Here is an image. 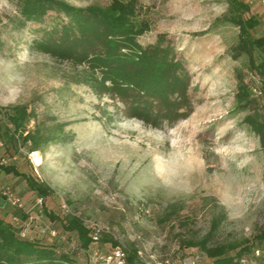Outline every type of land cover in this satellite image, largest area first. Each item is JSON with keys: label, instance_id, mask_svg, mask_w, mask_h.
<instances>
[{"label": "rangeland", "instance_id": "374dc122", "mask_svg": "<svg viewBox=\"0 0 264 264\" xmlns=\"http://www.w3.org/2000/svg\"><path fill=\"white\" fill-rule=\"evenodd\" d=\"M64 1L75 7L110 3ZM226 12L225 0H138L136 18L148 25L138 41L146 45L165 34L191 77L192 113L172 126L153 128L137 127L140 120L123 115L115 107L120 104L96 96L80 81L79 67L35 49L34 40L60 19L55 12L41 23L21 25L16 0L0 2V100L13 83L8 75L24 77L16 104L0 107L25 105L31 112L27 129L38 126L56 135L34 151L36 165L26 147L16 149L0 137V157L52 190L38 204L22 177L0 171V217L21 237L66 253L70 264H92L90 253L47 212L80 216L86 226L99 228L101 237H112L126 250L134 246L148 264H211L190 242L226 246L225 256L262 244L264 153L242 123L246 112L234 110L235 72L250 68L246 55L231 57L238 29L222 21ZM251 34L264 37V28L258 25ZM25 50L29 61L20 64ZM255 56L264 58V50ZM262 105L264 110V97ZM50 145L61 155L38 164ZM61 174L69 177L63 185L54 178ZM166 177L171 186L163 183ZM5 187L21 198L24 210L5 201ZM94 245L102 252L113 247L110 241Z\"/></svg>", "mask_w": 264, "mask_h": 264}, {"label": "trees", "instance_id": "16d2710c", "mask_svg": "<svg viewBox=\"0 0 264 264\" xmlns=\"http://www.w3.org/2000/svg\"><path fill=\"white\" fill-rule=\"evenodd\" d=\"M227 12L221 17L238 29L237 42L229 49L231 57L242 55L248 58L250 71L235 72L236 86L234 110L246 112L242 123L255 134L264 153V58L256 57L257 49L264 50V37H253L251 30L259 21L250 12L244 0H225ZM21 17L20 24L28 21L41 23L49 11L60 17L50 28L34 40L35 49L43 54L66 61L80 68V81L98 96H108L115 101L116 109L127 116L143 122L144 125L161 128L172 126L187 118L193 111L189 94L191 77L174 44L163 33L152 43L142 45L138 38L146 30L147 23L137 20L138 0H110L105 7L89 5L75 7L64 0H16ZM250 74L257 75L261 94L254 96L251 90ZM31 117L25 105L0 107V137L16 149L24 146L27 151L40 150L55 134L44 133L38 126L27 129ZM0 171L22 177L29 190L43 199L51 194L48 184L31 174L19 171L11 164H0ZM22 211V210H21ZM45 211V210H44ZM24 216L22 213H20ZM46 216L58 220L64 232L76 235L78 245L91 251L98 248L100 241H118L101 233L92 238V228L83 219L67 213L58 218L51 212ZM19 229L0 217V264H70L66 253L58 252L50 244L39 239L23 238ZM264 238V233L259 239ZM199 245L211 264H227L234 258L245 255L249 247L239 250L234 256H225L228 247H208L206 241L190 242ZM125 264H146L137 255V249H125ZM95 264H104L95 261Z\"/></svg>", "mask_w": 264, "mask_h": 264}, {"label": "built area", "instance_id": "2783aa9c", "mask_svg": "<svg viewBox=\"0 0 264 264\" xmlns=\"http://www.w3.org/2000/svg\"><path fill=\"white\" fill-rule=\"evenodd\" d=\"M259 3L264 7V0H258ZM249 82H252V93L254 96H257L261 94V90L259 88V77L254 74H250L248 76ZM34 154V151L30 153L31 161L35 164L34 158L32 155ZM9 159L6 157H0V164H8ZM1 195L5 198V201L12 205L13 207L18 208L19 210H24V206L22 203L21 198L14 193V191L9 188L5 187L1 190ZM38 204L42 203L41 198L36 199ZM31 218V217H29ZM93 229L92 231V238L97 239V237L100 234V229L96 228V226L91 227ZM90 253V260L92 264H95V261H99L104 264H125V256L126 252L125 249L121 245H116L111 247L106 252L100 251L99 248H92ZM148 264L147 262H145ZM157 264H165V263H157ZM227 264H264V242L258 246H254L251 248L250 252L248 254H245L243 256H240L239 258H234L232 262Z\"/></svg>", "mask_w": 264, "mask_h": 264}, {"label": "clouds", "instance_id": "9594fccd", "mask_svg": "<svg viewBox=\"0 0 264 264\" xmlns=\"http://www.w3.org/2000/svg\"><path fill=\"white\" fill-rule=\"evenodd\" d=\"M0 2H3V0H0ZM214 10L217 11V14H221L223 12V9L219 8V6H217V8ZM18 61L20 64H24L27 61H29V56L27 55L26 50L23 54H21L18 57ZM3 63H4V61L0 60V65H2ZM7 79L9 81H12L13 83H11L9 87L4 89L5 96H4L3 100H0V103L16 104L17 100L20 98V96L22 95V93L24 91L23 87L21 86L23 84L24 77L19 75V74H15V75H8ZM104 99L108 100V97L105 95ZM133 119H135V118H133ZM141 123H143V122L137 121L136 126L139 127ZM49 147H50V151L47 152L44 157H42L40 160H38L39 161V162H37L38 164L44 163L46 160H50L53 155H55V156L61 155V153L59 151H57L54 146L50 145ZM54 178L57 179L59 181V183L62 185L65 184L66 181L69 179V177L64 176L63 174H61L60 176H56ZM163 183L166 186H171L173 183V180L171 177H166L163 179Z\"/></svg>", "mask_w": 264, "mask_h": 264}, {"label": "crops", "instance_id": "0c3cea01", "mask_svg": "<svg viewBox=\"0 0 264 264\" xmlns=\"http://www.w3.org/2000/svg\"><path fill=\"white\" fill-rule=\"evenodd\" d=\"M244 1L249 4L252 14H254L257 17L259 21V26L264 28V7L259 3L258 0H244Z\"/></svg>", "mask_w": 264, "mask_h": 264}, {"label": "snow or ice", "instance_id": "6c2138e0", "mask_svg": "<svg viewBox=\"0 0 264 264\" xmlns=\"http://www.w3.org/2000/svg\"><path fill=\"white\" fill-rule=\"evenodd\" d=\"M37 162H39V161H37Z\"/></svg>", "mask_w": 264, "mask_h": 264}]
</instances>
